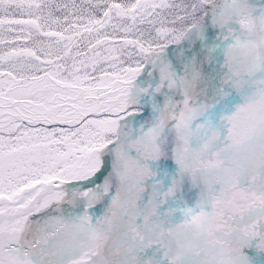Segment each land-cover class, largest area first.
<instances>
[{
    "label": "snow or ice",
    "instance_id": "snow-or-ice-1",
    "mask_svg": "<svg viewBox=\"0 0 264 264\" xmlns=\"http://www.w3.org/2000/svg\"><path fill=\"white\" fill-rule=\"evenodd\" d=\"M0 264H264V0H0Z\"/></svg>",
    "mask_w": 264,
    "mask_h": 264
}]
</instances>
